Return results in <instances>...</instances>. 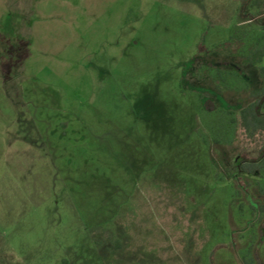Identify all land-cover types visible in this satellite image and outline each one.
<instances>
[{
	"label": "rangeland",
	"instance_id": "374dc122",
	"mask_svg": "<svg viewBox=\"0 0 264 264\" xmlns=\"http://www.w3.org/2000/svg\"><path fill=\"white\" fill-rule=\"evenodd\" d=\"M256 1L0 0V264H242Z\"/></svg>",
	"mask_w": 264,
	"mask_h": 264
},
{
	"label": "trees",
	"instance_id": "16d2710c",
	"mask_svg": "<svg viewBox=\"0 0 264 264\" xmlns=\"http://www.w3.org/2000/svg\"><path fill=\"white\" fill-rule=\"evenodd\" d=\"M263 3V0H257ZM257 57L261 64L258 72L262 77V85L249 93L248 100L240 106L237 115L232 119L248 141H254L253 152L242 153L236 158L233 169L235 193L243 197L254 220L253 236L256 240L251 243L249 250L242 255V264H262L258 249L264 244V183H252V177H262L264 174V41L258 47ZM215 142L216 139H214ZM255 152V153H254ZM239 210L243 204L239 205ZM254 249V250H253Z\"/></svg>",
	"mask_w": 264,
	"mask_h": 264
}]
</instances>
